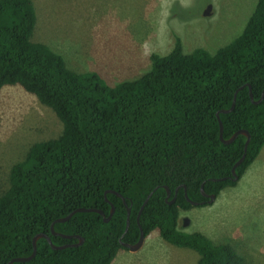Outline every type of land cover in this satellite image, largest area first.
<instances>
[{"label":"trees","instance_id":"16d2710c","mask_svg":"<svg viewBox=\"0 0 264 264\" xmlns=\"http://www.w3.org/2000/svg\"><path fill=\"white\" fill-rule=\"evenodd\" d=\"M37 22L33 0H0V90L20 86L50 108L62 123L57 138L34 143L10 171V186L0 196V264L33 252L28 262L14 264H113L123 247L158 232L167 243L195 251L197 264H245L229 242L216 243L200 232L180 228L181 213L208 205L236 186L264 147V0H259L243 32L211 54L204 48L190 53L177 37L164 56L153 53L151 69L134 80L108 85L96 72L78 73L63 56L32 40ZM236 107L232 106L236 91ZM246 130L251 139L244 162L230 179L244 153L246 136L231 144L220 139ZM229 177L226 181H213ZM192 205L185 197V188ZM165 187L171 190L167 198ZM173 203H169L175 196ZM131 208L130 227L127 207ZM148 203L142 205L150 193ZM106 198L110 203L106 201ZM68 221L55 223L78 208ZM64 236H70L66 238Z\"/></svg>","mask_w":264,"mask_h":264},{"label":"rangeland","instance_id":"374dc122","mask_svg":"<svg viewBox=\"0 0 264 264\" xmlns=\"http://www.w3.org/2000/svg\"><path fill=\"white\" fill-rule=\"evenodd\" d=\"M258 1L33 0L37 22L32 40L62 55L71 70L96 72L116 86L148 72L150 55L169 54L177 37L186 53L204 48L215 54L241 35ZM62 128L56 114L20 86L0 90V196L10 186L12 166L34 143L57 138ZM244 176L213 203L182 212L180 228L231 243L245 264H264V196L244 191ZM198 260L195 251L165 242L156 231L139 250H121L114 264Z\"/></svg>","mask_w":264,"mask_h":264},{"label":"water","instance_id":"95a60500","mask_svg":"<svg viewBox=\"0 0 264 264\" xmlns=\"http://www.w3.org/2000/svg\"><path fill=\"white\" fill-rule=\"evenodd\" d=\"M246 85L240 87L235 95H234V100H233V103H232V106L230 107V109L228 110H223V111H220L221 113H230L232 112L235 107H236V100H237V94L240 90H242ZM248 88H249V95H250V98L251 100L253 101V103L255 104H259L263 101L264 99V89L262 91V94H261V98L258 100V101H255L254 100V97H253V94H252V87L251 85H247ZM220 112L217 113V117H218V120H219V124H220V139L221 141L224 143V144H231L232 142H234L236 140V138L239 136V135H244L246 136L247 140L245 142V146H244V153L242 155V157L237 161V163L233 166L232 168V177L230 179H232L233 181H238V175H237V172H236V169L244 162L245 158H246V153H247V149H248V146H249V143H250V139H251V135L248 131L246 130H239L237 131L230 139H225L224 136H223V132H224V127H223V123L220 119ZM229 177H225V178H222V179H213V181H226ZM180 187L177 188L176 190V193H175V196L174 198L169 202V203H173L176 199V196H177V192L179 190ZM185 188V186H184ZM166 191H167V198L166 200H169L170 197H171V190L168 188V187H165ZM110 193H113L115 195H117L118 197L122 198L125 206L127 207V223H126V229H125V232L123 234V236L128 232L129 230V227H130V213H131V208L127 205V202L125 200V198L119 193V192H116V191H109ZM201 193L202 195L205 197V198H208V203H213L215 200H216V196L215 195H208L205 190H204V185H202L201 187ZM153 192L150 193L148 195V197L146 198L144 204L142 205L141 209H140V212H139V216H138V221H139V217L143 211V209L145 208L146 204L148 203L150 197L152 196ZM185 197L187 198V200L194 206H198L202 203H198V202H194V201H191L189 198H188V195H187V191H186V188H185ZM106 201L108 203L109 200L106 198ZM78 212H96V213H99L103 218H104V221L105 222H109L110 219L112 218L114 212H115V207L111 204V212H110V215L107 217L105 215V213L102 211V210H99V209H95V208H78L76 209L75 211H73L72 213H70L68 216L64 217V218H60V219H57L51 226V230H52V233L53 235H57V233L55 232L54 230V225L55 223H63V222H66L68 221L74 214L78 213ZM187 223V220H185V224ZM66 238H71L70 236H64ZM41 238H44L48 241V243L51 245V247L54 249V250H61V249H64V248H67L69 246H79V245H82L84 243V238L81 237V236H76V239H78V243L77 244H74V245H63V246H56L52 243V240L51 238L46 235V234H38L34 237L33 239V252L30 256L28 257H19V258H14L12 259L9 264H14V263H17V262H28V261H31L37 254V241ZM145 234H144V231L142 230L141 228V232H140V238H139V241L134 244V245H131V244H128V243H124L121 241V244L123 247H126L128 248L130 251L134 252V251H137L139 250L142 245L144 244V241H145Z\"/></svg>","mask_w":264,"mask_h":264},{"label":"crops","instance_id":"0c3cea01","mask_svg":"<svg viewBox=\"0 0 264 264\" xmlns=\"http://www.w3.org/2000/svg\"><path fill=\"white\" fill-rule=\"evenodd\" d=\"M243 183L245 184V187L246 184L248 185L246 188L243 189L244 191L246 189L247 193H249L250 191L251 193H253L254 196H264V192L262 190V187L264 186V147L258 158L247 170L244 179L242 180V184Z\"/></svg>","mask_w":264,"mask_h":264},{"label":"flooded vegetation","instance_id":"af4514ba","mask_svg":"<svg viewBox=\"0 0 264 264\" xmlns=\"http://www.w3.org/2000/svg\"><path fill=\"white\" fill-rule=\"evenodd\" d=\"M184 222H185V220H184Z\"/></svg>","mask_w":264,"mask_h":264}]
</instances>
